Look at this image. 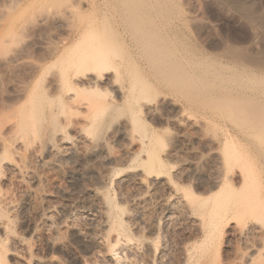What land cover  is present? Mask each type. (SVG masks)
<instances>
[{"label":"bare ground","instance_id":"obj_1","mask_svg":"<svg viewBox=\"0 0 264 264\" xmlns=\"http://www.w3.org/2000/svg\"><path fill=\"white\" fill-rule=\"evenodd\" d=\"M238 2L240 11L264 29V11L245 0ZM102 38L96 34L94 41L46 47L44 63L37 62L36 69L0 103V264H109L110 258L113 264H172L160 234L161 216L168 212L193 228L182 240L175 264H211L206 260L210 249L231 223L241 237L264 233L263 224L239 219L241 209L253 210L254 204L251 198L240 200L234 142L213 147L224 151L227 167L216 153L210 172L200 176L201 185L191 193L179 190L178 175L190 180L194 170L164 169L165 157L152 146V137L147 140L142 134L141 113L149 100L142 67L136 65L137 50L131 55L135 66L127 85L120 77L129 69L128 48ZM14 60L5 61L4 70ZM256 61L264 62V50ZM97 93L107 98L96 100ZM125 104L131 120L119 114L122 118L117 117L106 134L104 113L110 110L111 116ZM34 131L39 140L31 147L26 139ZM181 137L175 139L173 157ZM112 143L118 147L115 153ZM36 166L57 170L62 184L55 191H43L39 186L47 170ZM131 186H145L146 195L161 192L160 207L156 203L158 210L153 217L150 213V220L144 219L146 207H141L145 193L133 192ZM76 192H82V198H73ZM29 197L36 200L35 220L25 214ZM84 210L86 222L76 223V215ZM143 227L150 235H140ZM238 258L226 264L255 261L250 253Z\"/></svg>","mask_w":264,"mask_h":264},{"label":"rangeland","instance_id":"obj_2","mask_svg":"<svg viewBox=\"0 0 264 264\" xmlns=\"http://www.w3.org/2000/svg\"><path fill=\"white\" fill-rule=\"evenodd\" d=\"M238 1L0 0V103L45 60L46 47L86 42L87 38L94 41L96 34L119 43L129 49V69L120 77L127 85L135 66L131 55L137 50L140 64L136 65L142 67L149 100L141 113V130L147 140L152 137L159 156L165 157L163 168L175 173L194 170L190 180L181 173L177 179L179 190L191 193L201 185L200 176L210 172L216 153L222 156L224 166L229 164L224 151L213 147L234 142L239 157L240 200L251 198L254 204L253 210L243 207L239 219H254L264 225V62L256 61L264 50V29L240 11ZM245 2L264 11V0ZM12 58L15 60L10 69L4 70L5 61ZM98 95L96 100L107 98V94ZM127 107L125 104L115 110L113 119L109 116L112 111L104 113L106 134L121 117L119 114L125 115L123 120H131ZM177 135L182 137L177 156L173 157L170 152ZM26 140L32 147L39 140L38 131ZM111 145L115 153L118 147ZM35 168L47 170L39 186L43 191H55L62 184L57 170ZM131 187L133 192L145 193L141 207H146L144 219L150 220L160 207L161 192L146 195L145 186ZM81 193L72 196L82 198ZM112 195L118 198L116 188ZM29 198L25 214L35 220L36 200ZM150 213L152 217H148ZM168 213L161 216L160 234L164 250L175 264L181 257L182 240L192 234L193 228L190 222ZM87 214V210L77 214L76 223L86 222ZM234 227L237 230L231 223L220 233L206 257L208 263L226 264L250 253L255 261L242 264H264L263 230L241 237ZM140 231L141 236L150 235L145 227ZM58 233L59 237L61 231ZM107 261L113 264V259Z\"/></svg>","mask_w":264,"mask_h":264}]
</instances>
